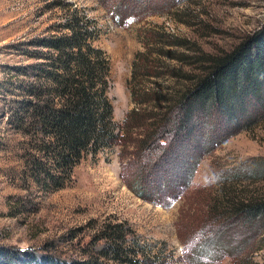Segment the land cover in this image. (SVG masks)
<instances>
[{"label":"rangeland","instance_id":"374dc122","mask_svg":"<svg viewBox=\"0 0 264 264\" xmlns=\"http://www.w3.org/2000/svg\"><path fill=\"white\" fill-rule=\"evenodd\" d=\"M128 4L135 11L122 16L119 8ZM73 8L97 25L94 43L110 58L108 95L119 123L134 107L152 108L133 100L135 83L166 93L185 80L183 72H200L204 53L230 50L264 26V0H0V264L114 262L110 253L100 254L109 243L101 232L115 223L127 228L128 246L142 244L149 264H245L246 254L235 249L230 233L218 238L205 200L217 170L264 156V119L206 152L192 184L176 197L157 181L162 202L127 185L122 168L128 157L119 145L85 153L61 188L45 190L34 181L27 138L10 124L20 97L17 82L24 77L17 66L35 60L25 53L34 48L32 40L54 32ZM129 14L133 19L125 21ZM141 51L146 54L139 57ZM208 122L205 130L222 138ZM253 187L264 190V181ZM253 259L264 260V244Z\"/></svg>","mask_w":264,"mask_h":264},{"label":"trees","instance_id":"16d2710c","mask_svg":"<svg viewBox=\"0 0 264 264\" xmlns=\"http://www.w3.org/2000/svg\"><path fill=\"white\" fill-rule=\"evenodd\" d=\"M125 7L119 8L122 16L135 11L129 4ZM63 17L54 32L32 40L34 48L25 53L35 60L17 66L24 77L17 82L20 97L10 116V124L27 138V169L43 189L67 184L85 153L119 145L128 157L122 168L127 185L162 202L166 197L157 181L166 183L167 196L176 197L192 184L206 152L264 119V26L230 50L204 53L200 72L178 74L185 80L167 86L166 93L135 83L133 100L152 108L134 107L119 123L108 95L110 58L94 43V19L78 8ZM137 69L134 64L133 77ZM208 121L222 138L205 130ZM261 181L264 156L217 170L207 187L206 214L216 223L219 239L230 233L227 238L238 244L235 249L246 254L245 264H264L253 259L264 244V190L253 187ZM103 231L101 237L109 243L100 255L110 253L114 262L96 258L77 264H149L148 254L141 256L142 244H126L128 230L122 223L109 224ZM221 244L228 248L222 239Z\"/></svg>","mask_w":264,"mask_h":264}]
</instances>
